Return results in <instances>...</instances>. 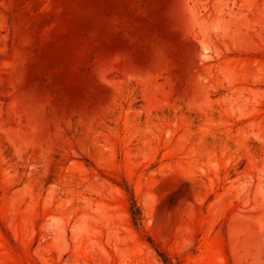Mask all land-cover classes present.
<instances>
[{
  "label": "rangeland",
  "instance_id": "rangeland-1",
  "mask_svg": "<svg viewBox=\"0 0 264 264\" xmlns=\"http://www.w3.org/2000/svg\"><path fill=\"white\" fill-rule=\"evenodd\" d=\"M0 264H264V0H0Z\"/></svg>",
  "mask_w": 264,
  "mask_h": 264
},
{
  "label": "trees",
  "instance_id": "trees-1",
  "mask_svg": "<svg viewBox=\"0 0 264 264\" xmlns=\"http://www.w3.org/2000/svg\"><path fill=\"white\" fill-rule=\"evenodd\" d=\"M137 210H138V208L136 207V208L132 211V212H133V216H134L135 219H138V217H139V216H138V215H139V214H138L139 212H138Z\"/></svg>",
  "mask_w": 264,
  "mask_h": 264
}]
</instances>
